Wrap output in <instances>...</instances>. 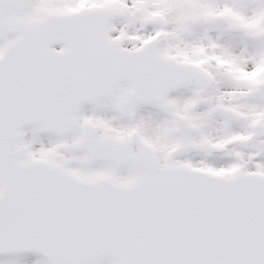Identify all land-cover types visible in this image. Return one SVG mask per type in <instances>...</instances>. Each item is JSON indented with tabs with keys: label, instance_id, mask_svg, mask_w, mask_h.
<instances>
[{
	"label": "snow or ice",
	"instance_id": "snow-or-ice-1",
	"mask_svg": "<svg viewBox=\"0 0 264 264\" xmlns=\"http://www.w3.org/2000/svg\"><path fill=\"white\" fill-rule=\"evenodd\" d=\"M0 264H264V0H0Z\"/></svg>",
	"mask_w": 264,
	"mask_h": 264
}]
</instances>
